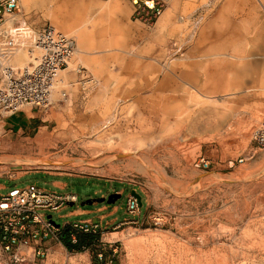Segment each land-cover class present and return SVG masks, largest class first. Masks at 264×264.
<instances>
[{"label": "rangeland", "instance_id": "rangeland-1", "mask_svg": "<svg viewBox=\"0 0 264 264\" xmlns=\"http://www.w3.org/2000/svg\"><path fill=\"white\" fill-rule=\"evenodd\" d=\"M70 1L76 3V21L90 18L91 53L81 59L73 55V67L81 72L67 70V83L60 85L67 97L54 94L59 99L50 108L53 119L46 130L21 138L7 135L0 125V184L5 186L0 190L35 182L75 193L73 204L46 212L62 225L86 217L69 214L74 208H92L87 216L96 218L103 204L117 209L102 221L128 218L126 200L134 189L141 196V211L162 219L156 226L144 220L113 229L117 222L110 223L93 249L69 253L59 248L48 264H89L99 254L104 264H264V148L251 155V133L264 119V0H168L164 11L172 8L173 18L158 32V54L164 56L158 97L150 88L145 110L139 111L123 95V78L106 75L108 66L124 56L108 52L137 51L124 44L132 34L130 3L123 0L124 12H109L84 7L95 0ZM32 8L30 17L16 13L14 21L25 19L36 29L55 25L45 5ZM107 38L110 44L98 43ZM175 39L183 46L170 56ZM232 45V54L249 56L232 60L214 54ZM177 54L200 57V66L196 69L189 60V74L177 73L170 64ZM89 56L97 58L96 66ZM232 63L241 68L237 72L244 81L229 84L225 92L203 88L204 79L214 86L210 80L223 76L219 73L231 78ZM209 64L217 74L209 73ZM201 158L209 160L207 169L197 165ZM55 180L67 185L60 188ZM121 188L113 203L81 204ZM136 240L143 249L131 247Z\"/></svg>", "mask_w": 264, "mask_h": 264}, {"label": "built area", "instance_id": "built-area-1", "mask_svg": "<svg viewBox=\"0 0 264 264\" xmlns=\"http://www.w3.org/2000/svg\"><path fill=\"white\" fill-rule=\"evenodd\" d=\"M131 18L147 27L153 26L162 15L168 0H128ZM20 9V0H0V116L11 114L24 105L48 108L51 94L56 88L60 71L68 66L75 54L77 43L73 36L49 23L35 30L22 22L5 26ZM26 47L29 61L14 65L12 60L20 47ZM183 44L171 41L170 56L178 53ZM81 72V68L77 69ZM85 76L84 78H86ZM90 79L85 80V82ZM84 82V83H85ZM66 98L65 88L57 90ZM253 147L264 148V119L251 133ZM244 158L241 157L240 161ZM197 165L209 167V160L201 158ZM4 188V187H2ZM1 189V188H0ZM122 189L119 191L121 192ZM78 199L72 192H62L42 187L35 182L0 190V264H48L52 253L50 240L60 241L62 228L67 225L71 242H76L78 232L102 234L110 223L101 224L90 219H77L57 224L47 211H59ZM139 198L131 192L127 196L126 211L130 217L118 221L113 229L122 224L137 226L146 220L156 226L162 216L141 211ZM101 260V254H99ZM64 264V263H62ZM89 264H104L101 261Z\"/></svg>", "mask_w": 264, "mask_h": 264}, {"label": "crops", "instance_id": "crops-1", "mask_svg": "<svg viewBox=\"0 0 264 264\" xmlns=\"http://www.w3.org/2000/svg\"><path fill=\"white\" fill-rule=\"evenodd\" d=\"M20 2L21 5L17 14H19L23 18L27 17L26 15H29L30 17L33 12L32 5L43 4L47 7L48 14L52 17L55 26L64 32H65L64 28L70 29V27L68 28V23L66 22V19L64 18L63 15L64 9L66 8L72 11L74 16H76L77 14L76 3L70 0H64L60 3L58 0H20ZM51 5L54 6L51 7ZM94 5H97L98 8L101 9L105 8L109 12L113 10L119 12L125 11L123 0H95V2L93 1V2L84 3V7H94ZM172 11H173L172 8L166 9L164 13L159 17L160 21L162 22L160 23V21L157 20L153 28L151 29L145 25H139L135 23L130 16V22H131L130 25L132 28V34L129 40L126 41L124 44L129 46L134 45L133 48L137 46V51H135L134 49L132 52L127 54L125 52H120L114 49V51L107 53V54H124V56L118 57L116 65L114 64L112 68L108 66V68L106 69V75L108 76V79L111 75H117L123 78V82L121 85V90L123 91V95L128 96L129 99L132 100L129 103H134L137 111L142 109L145 110L144 101L149 95L147 92L150 91V88L151 90L152 88H154L153 89L154 96L155 98L158 97V71L162 69L161 68L163 64L162 61L164 58L162 54H158V32L160 31V28L165 27L166 25H168V23L171 22V18H173ZM82 20H84V25H82V27L86 32L85 33L86 37H84L83 38L84 40H82L80 44H78L77 39L73 36L77 43V49L75 54L76 57L79 59L82 58V55L84 54L88 55L89 53H91L89 49L94 43V39H93L94 29L88 27V24L90 23V18L85 17ZM82 20L80 22H83ZM13 22H15L13 18L11 19L8 18L5 25L9 26ZM23 22L30 25L25 19ZM33 29L39 30L40 28L38 29L33 28ZM98 43L101 45L104 44L108 45L111 43V39L107 38L105 42L100 41ZM229 48L230 50H226L225 52L215 51L214 54L226 53V55L231 57L232 60H237V59L244 60L246 57L249 56L244 54H232L231 51L233 50V45L230 46ZM79 49L81 50V52H79ZM29 58L30 57L28 54H15L13 61L16 63H20V62L25 63L28 62ZM199 58L200 57L192 56V54H183V56L177 54L176 56L170 59L171 69L175 68V71L177 73L181 72V73L189 74V71L187 70V65H190V63L192 62L191 65H193L197 69L200 66V64L199 65L197 64L198 62L196 61V59ZM88 59L92 66H96L97 58L95 56H89ZM189 60H191L190 63ZM180 63L184 64V66H179ZM207 66L208 68H210V70H212L213 68L212 64H209ZM216 66L217 63L215 64L214 67ZM230 66L231 69L233 68L235 72L234 74H232L231 78H227L230 76L227 72L219 73L222 74L223 76L218 78H212V80H210L214 82L215 87L206 84L204 79L203 88L208 89L210 92H225L227 90H230L228 89L229 84L241 82L244 79L241 76L242 74H240L241 68H239L236 63H232ZM67 70H75L72 62L65 69L61 70L59 73L60 76H58L56 88L51 94V100H52L51 107L42 109L37 106L24 105L19 110L11 114L3 115L0 121L1 122L0 125L2 126L4 133H6L9 136L15 135L16 137L30 138L32 136H37L40 132L46 130L50 126L51 121L53 119L51 116L50 108L56 107L57 101L59 99L55 97L54 94H58L57 90L60 89V85H65L67 83L68 80ZM237 70H239L240 72L238 71L239 72L238 73ZM213 71H215V74H217L218 72L216 70H212L209 71V73ZM102 85L105 86L103 83ZM217 86H223V87L216 88ZM127 91L129 93L126 94ZM54 185L63 188L67 185V183L62 180H55ZM2 187L5 186L3 184H0V188ZM121 189H114V190L120 191ZM116 209H117L116 206L110 207L109 205L106 204L100 205L96 208V210L100 212V215L96 218L87 216L88 214L94 212L92 208H87V207L74 208L69 212V214H73L74 216H86L78 219H90L94 221H99L101 224H106V223H115L120 221L117 220L116 217H112L106 221H102L104 218L112 215L116 211ZM49 245L51 246L52 249L51 255L56 253V250L59 248H64L69 253H73V252L79 253L78 251H69L66 248V246L63 243L62 234H60L59 242L55 240H50Z\"/></svg>", "mask_w": 264, "mask_h": 264}, {"label": "bare ground", "instance_id": "bare-ground-1", "mask_svg": "<svg viewBox=\"0 0 264 264\" xmlns=\"http://www.w3.org/2000/svg\"><path fill=\"white\" fill-rule=\"evenodd\" d=\"M105 3V2H104ZM63 15H64V18L66 19V22L68 23V28L70 27V29H66V28H64V30H65V32L68 34L69 33V35H71V36H74L76 39H77V41H78V44H80V42L82 41V40H84L83 38L84 37H86L85 35V30L83 29V27H82V25H84V20H82L83 22H80V21H76V16H74L73 15V12L72 11H70V10H68V9H64V13H63ZM159 21H160V19H158ZM89 21V20H88ZM162 21H160V23H161ZM164 22V21H163ZM168 23V22H167ZM158 24H159V22H158ZM164 24V23H163ZM166 25V24H165ZM77 49V48H76ZM79 52H81V50L79 49ZM75 53H76V51H75ZM16 54H27V52H26V48L25 47H20V49L19 50H17V52H16ZM224 54H226V53H224ZM21 57H22V55H21ZM79 57V56H78ZM73 58V57H72ZM30 59V58H29ZM72 60V59H71ZM71 60L69 61V63H68V65L71 63ZM29 61V60H28ZM21 63V62H20ZM77 68H78V66H77ZM77 68L75 69V70H77ZM92 81V79L91 80H89V81H87V82H91ZM221 114V113H220ZM29 161V160H28ZM27 161V162H28ZM36 161H38V160H36ZM31 162V161H30ZM34 162V161H33ZM39 163H47V160H39ZM128 245H130V244H128ZM131 247H135V248H137V247H139V248H144V244H143V242L141 241V240H139V241H134L132 244H131Z\"/></svg>", "mask_w": 264, "mask_h": 264}, {"label": "trees", "instance_id": "trees-1", "mask_svg": "<svg viewBox=\"0 0 264 264\" xmlns=\"http://www.w3.org/2000/svg\"><path fill=\"white\" fill-rule=\"evenodd\" d=\"M67 225L62 228L61 234L63 243L69 251L82 252L86 249H93L97 244L98 234H92L88 232H78L76 242H71L67 237ZM101 261L99 258H95L94 262ZM102 262V261H101Z\"/></svg>", "mask_w": 264, "mask_h": 264}, {"label": "water", "instance_id": "water-1", "mask_svg": "<svg viewBox=\"0 0 264 264\" xmlns=\"http://www.w3.org/2000/svg\"><path fill=\"white\" fill-rule=\"evenodd\" d=\"M131 193L136 195L139 200H140V203L141 202V196L138 192H136L134 189L131 190ZM121 196V193L120 192H111L110 194H108L107 197L105 196H102V197H99V198H89V199H86V200H83L81 202L82 205L84 204H91L93 203L94 201H106L107 203H113L115 202L119 197ZM73 204L72 202L70 203V205Z\"/></svg>", "mask_w": 264, "mask_h": 264}, {"label": "flooded vegetation", "instance_id": "flooded-vegetation-1", "mask_svg": "<svg viewBox=\"0 0 264 264\" xmlns=\"http://www.w3.org/2000/svg\"><path fill=\"white\" fill-rule=\"evenodd\" d=\"M114 191H115L114 189H112V190H111V192H114ZM111 192H110V193H111ZM122 192H123V189H122V191H121L120 193L122 194ZM110 193H108V194H110ZM108 194H107V195H105V197H107V196H108Z\"/></svg>", "mask_w": 264, "mask_h": 264}]
</instances>
